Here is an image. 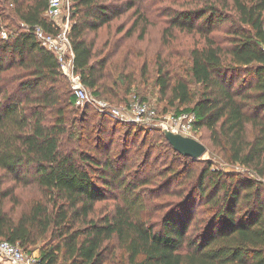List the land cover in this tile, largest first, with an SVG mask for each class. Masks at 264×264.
Wrapping results in <instances>:
<instances>
[{
	"label": "trees",
	"instance_id": "trees-1",
	"mask_svg": "<svg viewBox=\"0 0 264 264\" xmlns=\"http://www.w3.org/2000/svg\"><path fill=\"white\" fill-rule=\"evenodd\" d=\"M48 1L0 0V240L38 251L39 264H111L113 242L129 264H264V184L254 177H264V0H192L171 29L204 43L186 62L160 61L157 78L175 112L194 113L195 131L207 130L210 146L253 177L210 163L198 176L181 163L149 169L158 152L191 165L201 159L176 152L161 131L145 149L127 140L133 126L120 144L116 122L75 105L57 58L33 32L38 25L57 32L44 17ZM71 3L76 70L94 95L124 102L105 94L119 98V85L106 56L93 61L88 35L126 11L139 13L136 1ZM222 27L219 39L213 33ZM159 177L158 193L174 188L180 199L156 224L145 218L143 190ZM8 183L36 185L44 200L16 219L1 203L12 194ZM111 190L121 203L96 217Z\"/></svg>",
	"mask_w": 264,
	"mask_h": 264
},
{
	"label": "rangeland",
	"instance_id": "rangeland-1",
	"mask_svg": "<svg viewBox=\"0 0 264 264\" xmlns=\"http://www.w3.org/2000/svg\"><path fill=\"white\" fill-rule=\"evenodd\" d=\"M115 6H124L130 0H107ZM136 8L139 13L135 12V8L124 12L121 16L111 21L108 26L101 28L97 34L89 33L88 39L94 42V59L95 62L100 57H107L111 68L110 74L113 81H117L119 88V98H113L109 93H105L111 100L96 96L92 91H88L100 100L107 101L109 104L124 112H128L133 102L141 101L147 103L152 109L157 110L161 115L164 113H176L175 107L170 106L167 97H163L160 88L157 85L158 64L163 61L186 62L191 49L204 43V39L196 33H187L177 28L171 29V19L177 11L184 10L192 6V0H135ZM73 23V19L71 17ZM12 29V28H9ZM171 29L172 33L166 31ZM8 33V30H5ZM224 27L214 31V35L222 39ZM114 88V86H110ZM129 92L127 93V90ZM75 108V107H73ZM91 113H98L118 124L116 139L119 143L125 141L126 131L133 129V132L127 140L131 144L145 146L155 143L158 136L156 131L161 129L156 120L145 123H133L126 117L116 116L113 114H102L94 107H90ZM179 108V106H178ZM81 109V108H80ZM81 111V110H80ZM127 119V120H126ZM111 125V124H110ZM156 137V138H155ZM193 138L201 141L208 148L207 152L201 157L197 165H191L190 161H185L181 156L158 152L152 155L150 159L149 169L166 168L168 165L176 167L179 163L188 166L187 172L195 171L198 176L201 170L208 163L212 164L213 169L226 172H237L247 177H253L246 168L229 163L220 153L219 150L210 146L209 132L205 129L197 130ZM135 142V143H134ZM160 143V142H158ZM159 146L162 147L161 144ZM144 149V150H145ZM160 167V168H159ZM131 170V169H130ZM129 170V171H130ZM186 173V174H188ZM255 177V176H254ZM159 177L155 184L143 190L144 195H148L146 220L151 223H160L169 209L179 201V197L173 194V189H166L160 194L158 190L164 185V181ZM3 189L12 191L11 196L2 198L1 203L4 204L5 210L14 218H18L20 214L28 210L33 203L44 200L43 191L36 185L23 186L20 184L8 183ZM121 203L119 192L111 190L108 198L96 204V217H101L114 210L115 205ZM206 216V215H205ZM202 215L196 216L201 219ZM195 222V221H194ZM193 222V223H194ZM193 227L190 230L192 234ZM110 252L115 254L116 260L111 264H129L127 262V254L117 248V243L111 244Z\"/></svg>",
	"mask_w": 264,
	"mask_h": 264
},
{
	"label": "built area",
	"instance_id": "built-area-1",
	"mask_svg": "<svg viewBox=\"0 0 264 264\" xmlns=\"http://www.w3.org/2000/svg\"><path fill=\"white\" fill-rule=\"evenodd\" d=\"M71 0H49L48 7L44 13L56 33L47 31L43 26H35L33 29L37 41L49 52L55 55L59 63L60 72L68 80L77 107L90 106L102 114H113L126 117L133 123H145L156 120L161 128H167L184 136L193 137L196 132L194 113H160L152 109L147 103L137 101L130 105L128 112L112 107L109 102L94 97L83 82L81 74L75 67V53L72 47L70 33L71 21ZM4 38L6 33L2 34ZM127 120V119H126ZM255 178L264 184V177L255 175ZM40 255L38 251L27 253L20 245L0 240V264H39Z\"/></svg>",
	"mask_w": 264,
	"mask_h": 264
},
{
	"label": "water",
	"instance_id": "water-1",
	"mask_svg": "<svg viewBox=\"0 0 264 264\" xmlns=\"http://www.w3.org/2000/svg\"><path fill=\"white\" fill-rule=\"evenodd\" d=\"M162 133L176 152L193 160H200L208 150L206 145L193 137L184 136L167 128H164Z\"/></svg>",
	"mask_w": 264,
	"mask_h": 264
}]
</instances>
